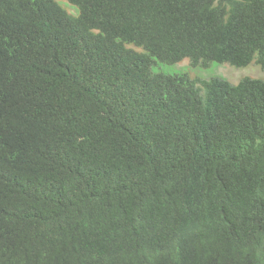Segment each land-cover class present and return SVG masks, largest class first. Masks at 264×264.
<instances>
[{
	"label": "trees",
	"instance_id": "16d2710c",
	"mask_svg": "<svg viewBox=\"0 0 264 264\" xmlns=\"http://www.w3.org/2000/svg\"><path fill=\"white\" fill-rule=\"evenodd\" d=\"M185 58L264 70V0H0V264H264V80Z\"/></svg>",
	"mask_w": 264,
	"mask_h": 264
},
{
	"label": "rangeland",
	"instance_id": "374dc122",
	"mask_svg": "<svg viewBox=\"0 0 264 264\" xmlns=\"http://www.w3.org/2000/svg\"><path fill=\"white\" fill-rule=\"evenodd\" d=\"M62 4H65V2H62ZM66 8L72 12L75 11V9L70 5H66ZM154 71H161L168 74L185 71L188 72L191 77L198 76L208 78L210 76H218L230 81L231 83H237L244 77L259 78L264 80V70H262L255 62H252L247 66L236 67L230 65L229 63H219L213 61L208 67L200 68L193 67L190 60L185 58L181 62L173 65L162 63L156 64L154 65Z\"/></svg>",
	"mask_w": 264,
	"mask_h": 264
}]
</instances>
